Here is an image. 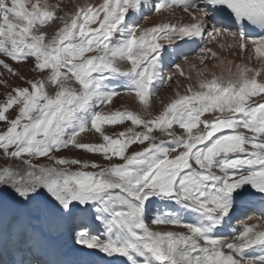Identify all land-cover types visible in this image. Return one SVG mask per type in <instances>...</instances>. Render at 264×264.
Wrapping results in <instances>:
<instances>
[{
	"label": "snow or ice",
	"instance_id": "6c2138e0",
	"mask_svg": "<svg viewBox=\"0 0 264 264\" xmlns=\"http://www.w3.org/2000/svg\"><path fill=\"white\" fill-rule=\"evenodd\" d=\"M177 10L186 15L173 21ZM58 11L0 0V76L24 83L0 105V150L26 166L0 171V264H264V223L232 227L257 204L264 219V0H103L70 19ZM165 12L166 22L141 23ZM46 26L58 29L47 42ZM213 42L260 67L226 60ZM192 44L220 76L199 91L189 84L154 120L109 107L127 94L149 112V97L172 81L165 69H179ZM26 64L43 78L22 75ZM125 120L142 130L102 131ZM174 124L180 135L168 131ZM154 127L169 139L157 142ZM93 131L104 143L84 142ZM77 150L107 163L64 156ZM40 157L52 164L33 163Z\"/></svg>",
	"mask_w": 264,
	"mask_h": 264
},
{
	"label": "bare ground",
	"instance_id": "6f19581e",
	"mask_svg": "<svg viewBox=\"0 0 264 264\" xmlns=\"http://www.w3.org/2000/svg\"><path fill=\"white\" fill-rule=\"evenodd\" d=\"M33 2H35V0H33ZM44 2L48 3L49 5H59V7L61 9H63V11H58L57 15L58 16L63 15V16H66L67 18L70 19V18L74 17L76 15V13L79 12V10L81 8L92 6L95 9L96 7H98L99 5H101L103 3V0H41V3H44ZM185 15H186L185 13L177 10L175 12V15L173 17H171V19L173 21H175L177 19L183 18ZM168 18H169V14L167 12L163 13V15L153 14L152 16H150L148 18L142 19L141 23L143 24L144 27H150V26H153L155 23L161 22L162 20L166 22ZM97 25H98V21H97V23H90L88 25V27H89V29H92V28L97 27ZM40 30L46 31L47 35L45 37V41L47 42L49 39H51L55 35V33L58 29H54V28L46 26L45 28L40 29ZM33 31H36V29H33ZM224 42H225V44H227V43H231L232 41L229 38L228 40H226ZM207 47L211 48L213 51H216L219 55H221L226 60L233 61L234 64L245 65L249 68H259L260 67L259 61H257L255 58H253L251 60L248 59V57H244L242 59H237L236 57L229 56L227 54V52L221 53L219 46L216 45L215 42L207 45ZM185 50L189 52V56H188L187 60L181 59L177 62L179 64V69H177V67L173 64L170 67L166 68L165 72H164V75L166 77L171 76L172 79L174 80L173 81L174 82L173 92L171 90V93L167 95L164 92L159 93L160 90H158L154 94V95H156L155 104L149 102V107L151 109L150 112H152L151 114L154 116V118L156 116H158L159 114H162L163 107L174 102L176 99L182 97L185 94H190V93H187V88H188L189 84H191L193 86V91H199L198 83L200 81H202V80L210 81L212 79L213 73H215L216 76L221 75V71H222L221 67H214L212 61L205 60L204 64L200 63L198 56L196 54V53H198V49H197L196 44H192L190 47H186ZM87 55H94V53H89ZM195 55L197 57L196 58L194 57L192 59V57ZM76 62H78V61H76ZM169 69H175V72L169 73ZM20 72L22 73V75H24L28 79H31L33 77L39 79V77H38L39 75L37 76V74L32 73L30 71V66L27 64L22 69H20ZM180 72H183L184 75H180ZM235 72H236V69L233 67V73H235ZM224 75L227 76L226 71H224ZM5 76L6 77H4V78L0 76V105L4 104L7 101V96L9 93H11L12 88H14L16 86H24L23 81L17 79L16 77H11L6 72H5ZM180 77L185 78L184 83H183L184 80L182 81V83L180 82V80H179ZM6 78L9 79L8 83L7 82L5 83V81H4V79H6ZM258 80H259V78H258ZM262 95H264V94H262ZM252 99H258V97H253ZM249 102H251V101H249ZM16 106L19 107V105H13V107H16ZM126 106L130 107L132 109V111L134 110L136 112H140L141 115L144 114V112L141 111V108L139 107L138 98L133 99L132 97L127 96V94H123L121 96L115 97L113 100V104L110 105L109 107L113 108V110H117V109H119V110L123 109L124 110V107H126ZM107 111H108V109H107ZM3 125H4V123L0 122V127H2ZM182 131H184V130H182ZM255 207L256 208L258 207V210L256 211V212H258V215L256 213H253V218L242 219V221H240V223L234 224L233 228L239 230V229H242L245 225H252V224L259 225L261 223H264V219H262L261 216L259 215V213L261 211V206L259 204H257ZM242 216H243V214L241 215V217ZM185 219L191 220L192 218L191 217H185ZM238 221H239V219H238ZM154 230H155V226H154ZM171 230L180 231L181 229H171ZM250 254H252V253H250ZM79 259H81L84 262H88V264H103V261L100 259V257H79Z\"/></svg>",
	"mask_w": 264,
	"mask_h": 264
},
{
	"label": "rangeland",
	"instance_id": "374dc122",
	"mask_svg": "<svg viewBox=\"0 0 264 264\" xmlns=\"http://www.w3.org/2000/svg\"><path fill=\"white\" fill-rule=\"evenodd\" d=\"M196 54L198 56V53H196ZM197 56L195 55V56H193V57L191 56V57L193 59L194 57L196 58ZM19 71H20V69H19ZM173 72H175V69H169V73H173ZM37 76H38V74H37ZM1 77H3V78L6 77L5 73ZM38 77H39V79L43 78L40 75ZM8 80L9 79H7V78L4 79V81H6L7 83H8ZM179 80H180L181 83H182L183 80H184L183 83L185 82V78L184 77H180ZM173 81L174 80L172 79V81L168 82L164 86V88L159 91V93H163L164 92L165 94L168 95V94L171 93V90L173 92V85H174ZM46 90L49 92V94L54 95V92H55L54 88L46 87ZM155 97H156V95L150 96L149 102L155 104ZM17 108H18L17 106L16 107H12L11 109L8 110V112L5 113V115H6L8 120L16 118ZM120 110L121 111H132V109L130 107H128V106L124 107V110L123 109H120ZM150 111H151V109H150ZM150 111L148 113L144 112V114H142L143 115L142 116L140 114V112H136V111L133 110L134 114L137 113V114L141 115V117L143 119H152V120H154V119H156V117H158L160 115L159 114L158 116H156L154 118V116L151 114L152 112H150ZM105 112H107V109H105ZM210 115H211V113H207V114H205L204 117H202V119L207 118ZM0 122L4 123V125H5V126L3 125L2 127H0V133H3V132L6 131L7 120L6 121H0ZM129 127L134 128L136 131H141L142 130V126L132 125L131 121L125 120L122 123L115 124V125H110V124L106 123V124L102 125V131H104L106 134H108L111 138H116L120 132H127V129ZM182 130L183 129H180L179 126L175 125V124L173 125L172 128L168 129V131L175 132L176 135H180L181 132H183ZM196 131H198V129H194L193 130L194 133ZM152 135L157 137V142H159L160 139H165V140L169 139V137L166 136L165 133L160 132L158 130V128H156V127H154ZM84 137H85V139H84L85 143H89V144L104 143L103 138L100 136V134L99 133H95L94 131L92 133L84 134ZM64 156L67 157V158H79V159H82V160L94 161L96 163H101V164H106L107 163L106 161L103 160V158H102V156L100 154H85L83 152V150H77V151H73V152L65 151L64 152ZM25 158H27V157H25ZM114 159H115V157H114ZM33 163H35V164H43V165H51L52 161L48 160L46 157H40V158H38L36 160H33ZM25 167L26 166L23 165V163H22V161L20 159H13L11 157L5 156V155H3L2 150H0V171H2L4 168H10V169H12L14 171H23V169ZM72 170L74 171L75 167H73ZM88 171H92V169H88ZM242 218L243 219H249V216H247V218H244V216H243ZM160 227L164 228L165 226H160Z\"/></svg>",
	"mask_w": 264,
	"mask_h": 264
}]
</instances>
